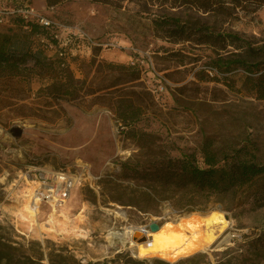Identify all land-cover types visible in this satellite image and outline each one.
Listing matches in <instances>:
<instances>
[{
    "label": "rangeland",
    "instance_id": "374dc122",
    "mask_svg": "<svg viewBox=\"0 0 264 264\" xmlns=\"http://www.w3.org/2000/svg\"><path fill=\"white\" fill-rule=\"evenodd\" d=\"M113 1L116 5L62 0L48 7L45 0H0V11L29 6L51 21L76 78L83 75L82 62L93 57L91 42L101 44L97 61L138 62L141 78L136 90L150 93L140 100L143 105L144 99L147 102L140 125L173 144L172 155L179 148L199 156L201 141L211 137L224 149L249 143L264 162V99L256 98L253 89L258 74L240 67L228 73L208 72L216 57L210 47L190 49L188 44L154 36L152 29V19L166 14L236 33L252 47L264 46V6L255 11L236 9L226 18L186 7L159 8L143 0ZM0 34L9 37L10 50L32 53L38 48L44 58H56L57 49L19 26L13 15L0 21ZM178 48H183L184 62H193L184 72L176 67L177 57L168 53ZM46 83L24 70L0 76V237L11 246L4 249L2 264H101L111 259L124 264L128 257L153 264L158 258H138L124 232L146 227L151 220L163 224L178 214L167 203L150 214L112 201L104 181L127 185L115 177L119 162L132 157L137 147L119 133V123L107 106L93 104L91 96L59 102L47 99L36 92ZM184 84L182 95L177 94L175 89ZM13 128L21 129V135L13 136ZM50 173L66 174L77 182L64 191L65 202L56 207L57 234L39 239L26 229L20 211L28 184L50 185ZM228 203L214 205L213 211L230 223L210 252L195 253L203 256L199 264H264V257L252 252L251 242L264 231V207L228 211L223 208ZM50 212L51 206L42 200L37 221L45 222Z\"/></svg>",
    "mask_w": 264,
    "mask_h": 264
},
{
    "label": "trees",
    "instance_id": "16d2710c",
    "mask_svg": "<svg viewBox=\"0 0 264 264\" xmlns=\"http://www.w3.org/2000/svg\"><path fill=\"white\" fill-rule=\"evenodd\" d=\"M61 1L45 0L48 7ZM95 1L116 5L113 0ZM143 1L159 8L186 7L226 18H231L236 9L246 10L250 7L255 11L264 6V0ZM14 20L30 34L45 40L49 48L57 49V54L55 59L50 60L44 58L38 48L32 53L10 50L9 37L0 34V76L16 75L21 70L30 72L47 81L38 88L37 94L56 102L91 96L93 104H102L112 111L119 123V133L137 147L132 157L119 162V173L115 177L127 185L123 186L114 179L104 181L111 192L112 201L150 214L158 213L164 203L169 204L178 215L207 212L213 210L215 204H223L227 200L229 203L223 208L228 211L245 206L264 207V162L258 160L249 143L224 149L218 148L211 137H205L200 144L199 156L194 151L185 152L177 146L178 154L172 155L173 144L163 141L155 132L140 125L145 120L147 106L146 99L145 105L140 100L146 96L149 98L150 93L144 89L136 90L141 78L138 62L116 64L97 61L96 54L101 46L95 45L92 46L93 57L81 64L84 68L82 77L76 78L64 58L66 49L60 46L52 27L17 16H14ZM152 29L154 36L177 44H188L190 49L200 45L210 47L216 52V57L213 64L208 65V72L216 70L228 73L240 67L248 74H258L253 80V89L256 98L264 99V46L252 47L236 33L215 30L206 23L186 21L166 14L152 19ZM229 47L233 50H229ZM182 51L183 48L171 52L166 49L164 53L176 56L179 60L176 67L178 70L181 67L184 72L192 61L184 62L185 54ZM220 52L228 54L223 56ZM170 74L166 72L167 77ZM184 87L185 84L177 87V94L182 95ZM95 200L93 196L91 201ZM251 242L254 255L264 257V231ZM7 248L11 246L1 241L0 237V264L6 257L4 249ZM202 258V255L194 254L173 263L154 259L153 264H199ZM132 263L142 264L143 260L128 257L124 264ZM101 264L122 263L111 259L103 260Z\"/></svg>",
    "mask_w": 264,
    "mask_h": 264
},
{
    "label": "bare ground",
    "instance_id": "6f19581e",
    "mask_svg": "<svg viewBox=\"0 0 264 264\" xmlns=\"http://www.w3.org/2000/svg\"><path fill=\"white\" fill-rule=\"evenodd\" d=\"M48 177L53 180L50 185L37 182L28 184L20 211L26 229L39 239H44L50 233L57 234L54 228L56 207L60 202H65L64 191L77 182L76 178L62 173H50ZM42 200L51 206V212L45 222L39 223L37 216ZM229 223L225 215L215 210L206 215H190L175 223L165 222L155 232H150L147 227H129L124 236L129 238L138 258H158L172 263L198 252H210L215 240ZM140 236H146L147 240L139 242Z\"/></svg>",
    "mask_w": 264,
    "mask_h": 264
},
{
    "label": "built area",
    "instance_id": "2783aa9c",
    "mask_svg": "<svg viewBox=\"0 0 264 264\" xmlns=\"http://www.w3.org/2000/svg\"><path fill=\"white\" fill-rule=\"evenodd\" d=\"M8 15H13V16H17V17H21L24 20H34L36 22H38L39 24L45 26V27H52V22L49 21L47 18L39 15L38 13H36L34 11L33 8L29 7V6H25V7H19L13 10H10L9 12H1L0 11V21H2L5 16ZM83 34L79 33L78 37H83ZM56 38H58V40L60 41L59 37L57 36V34L55 35ZM91 45H100L101 44H93L92 42L90 43Z\"/></svg>",
    "mask_w": 264,
    "mask_h": 264
},
{
    "label": "water",
    "instance_id": "95a60500",
    "mask_svg": "<svg viewBox=\"0 0 264 264\" xmlns=\"http://www.w3.org/2000/svg\"><path fill=\"white\" fill-rule=\"evenodd\" d=\"M12 135L17 137V136H20L21 135V132L22 130L19 129V128H13L12 130ZM213 210H210L208 212H191V213H187V214H184V215H177V217L173 220H171L173 223L175 222H178L181 218H184V217H188L190 215H206V214H209L211 213ZM161 224L160 223H157L156 221L154 220H151L148 224H147V229L150 231V232H155L157 231L159 228H160ZM147 240V237L146 236H140L138 238V241L139 242H145Z\"/></svg>",
    "mask_w": 264,
    "mask_h": 264
}]
</instances>
